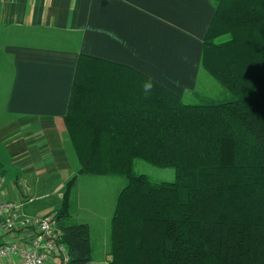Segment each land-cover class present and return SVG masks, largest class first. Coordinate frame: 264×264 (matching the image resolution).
Segmentation results:
<instances>
[{
  "label": "trees",
  "instance_id": "1",
  "mask_svg": "<svg viewBox=\"0 0 264 264\" xmlns=\"http://www.w3.org/2000/svg\"><path fill=\"white\" fill-rule=\"evenodd\" d=\"M213 1L202 68L229 97L186 103L156 82L146 95L145 76L80 57L65 117L78 175L128 181L110 264H264V0ZM137 161L176 180L154 182ZM78 175L55 217L67 264L93 255L89 226L66 222Z\"/></svg>",
  "mask_w": 264,
  "mask_h": 264
},
{
  "label": "crops",
  "instance_id": "2",
  "mask_svg": "<svg viewBox=\"0 0 264 264\" xmlns=\"http://www.w3.org/2000/svg\"><path fill=\"white\" fill-rule=\"evenodd\" d=\"M215 14L213 0H0V203L20 206L22 218L61 209L66 185L80 168L65 117L82 55L106 69L123 66L131 75L151 76L190 102L200 90L215 89L202 68ZM77 202L66 222L89 226L88 264H110L113 216ZM8 233L0 234V245ZM37 234L25 228L9 236L27 246ZM20 260L10 255L0 264ZM45 264L60 261L56 255Z\"/></svg>",
  "mask_w": 264,
  "mask_h": 264
},
{
  "label": "built area",
  "instance_id": "3",
  "mask_svg": "<svg viewBox=\"0 0 264 264\" xmlns=\"http://www.w3.org/2000/svg\"><path fill=\"white\" fill-rule=\"evenodd\" d=\"M20 206L10 202L0 203V234L9 232L0 245V263L8 256L20 257L17 264H45L53 256H61L63 264L69 262V253L65 245L59 242L61 230L55 216L44 218H22L18 209ZM37 228L38 234L29 245L10 238L18 229Z\"/></svg>",
  "mask_w": 264,
  "mask_h": 264
},
{
  "label": "rangeland",
  "instance_id": "4",
  "mask_svg": "<svg viewBox=\"0 0 264 264\" xmlns=\"http://www.w3.org/2000/svg\"><path fill=\"white\" fill-rule=\"evenodd\" d=\"M211 77V76H209ZM212 78V77H211ZM213 81H215L213 79ZM215 85V89L210 91L200 90L197 98L193 96L190 102L188 97L185 101L189 103H199V97H209L212 99H222L229 97L225 90L218 82H212ZM135 171L138 174L148 176L152 181L160 182H172L176 180L177 174L172 169H160L153 167L143 161H137L135 164ZM83 176V175H80ZM127 179L120 176H85L80 178V184L76 190L73 191L72 203L74 202V208L78 204L77 201H82L88 206H92L91 210L98 212V215H102L106 218H112L113 212L116 207L117 198L120 191L127 185ZM48 200V199H47ZM46 200V201H47ZM56 201V199H54ZM77 202V204H76ZM39 203V202H37ZM91 213V212H90ZM81 214L87 215L88 212L83 211ZM47 216H55L56 214H50ZM91 216V215H89ZM97 217V216H94ZM44 218V217H43ZM40 219V218H39ZM110 223H108L109 225ZM100 227L103 229L104 224L101 223Z\"/></svg>",
  "mask_w": 264,
  "mask_h": 264
},
{
  "label": "clouds",
  "instance_id": "5",
  "mask_svg": "<svg viewBox=\"0 0 264 264\" xmlns=\"http://www.w3.org/2000/svg\"><path fill=\"white\" fill-rule=\"evenodd\" d=\"M154 88V79L150 76L143 85V91L146 95L150 94Z\"/></svg>",
  "mask_w": 264,
  "mask_h": 264
}]
</instances>
